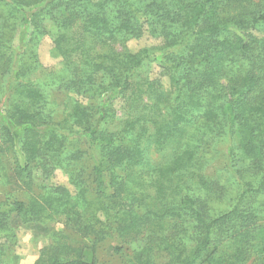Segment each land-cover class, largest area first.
I'll use <instances>...</instances> for the list:
<instances>
[{"label": "trees", "instance_id": "1", "mask_svg": "<svg viewBox=\"0 0 264 264\" xmlns=\"http://www.w3.org/2000/svg\"><path fill=\"white\" fill-rule=\"evenodd\" d=\"M145 36L156 44L128 49ZM218 145L235 184L203 172ZM56 170L73 193L36 191ZM12 187L24 199L0 200V264L17 225L53 222L81 244L54 231L34 264H98L111 237L128 264H264V0H0V189Z\"/></svg>", "mask_w": 264, "mask_h": 264}, {"label": "rangeland", "instance_id": "2", "mask_svg": "<svg viewBox=\"0 0 264 264\" xmlns=\"http://www.w3.org/2000/svg\"><path fill=\"white\" fill-rule=\"evenodd\" d=\"M44 35L40 36L36 50L38 53V58L42 65L46 68L55 66L59 60L53 59L50 56V49L52 47V36L50 27H46ZM153 42V43H152ZM156 43L147 36L139 39L132 40L127 44L130 51L136 52L142 47L155 45ZM222 145V144H220ZM218 145L215 147L216 151L212 152L208 156V163L203 169L204 174L217 182V184L224 186L227 184H235L233 179L230 177L228 172L224 169V155L222 152V147ZM80 150L83 153L84 167L89 165V158L86 152V146H80ZM169 150L162 152H157L154 149L150 151V158L154 162H159L160 160H165L169 158ZM86 173V172H85ZM35 190L37 191L40 186H62L73 193V188L68 182L67 175L61 170H56L51 176L45 178L40 174L35 175ZM230 193L233 192V188L229 186ZM13 187L10 189H5L4 191L0 189V200L3 199V192L9 191L12 193L11 198H18L23 200L21 193L14 192ZM228 204L223 200H216L213 203V207L218 210H222L227 207ZM14 223V222H13ZM54 231L65 232L66 235L70 236V240L74 245L81 244V237L77 232L65 231L62 222H53L46 225L38 224H27V225H17L15 227V243L13 245V256L11 261L5 264H34V262L39 257V251L49 244L50 239L52 240V233ZM115 246H122L127 255H130V247L116 240L115 238H107L97 246V260L98 264H128L126 258L120 254L115 253L113 248Z\"/></svg>", "mask_w": 264, "mask_h": 264}]
</instances>
